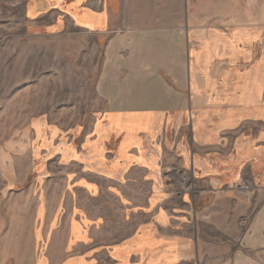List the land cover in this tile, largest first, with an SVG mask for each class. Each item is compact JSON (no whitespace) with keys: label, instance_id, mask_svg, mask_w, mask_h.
<instances>
[{"label":"crops","instance_id":"0c3cea01","mask_svg":"<svg viewBox=\"0 0 264 264\" xmlns=\"http://www.w3.org/2000/svg\"><path fill=\"white\" fill-rule=\"evenodd\" d=\"M24 2L35 32L70 26L104 41L103 107L81 128L33 129L31 263L264 264V208L231 255L202 235L218 229L209 203L235 177L195 122L219 117L203 105H264V0Z\"/></svg>","mask_w":264,"mask_h":264},{"label":"rangeland","instance_id":"374dc122","mask_svg":"<svg viewBox=\"0 0 264 264\" xmlns=\"http://www.w3.org/2000/svg\"><path fill=\"white\" fill-rule=\"evenodd\" d=\"M24 7V0L0 2V264H32L26 210L33 201L24 193L40 188L33 129L40 122L46 129L81 128L103 107L93 88L104 41L70 26L35 32ZM202 107L219 117L200 118L196 128L206 146L219 145L222 174L234 171L235 177L209 203L218 229L207 226L202 235L217 244V254L227 256L264 208V105L243 103L237 113L220 114L213 104ZM213 149L202 154L213 157Z\"/></svg>","mask_w":264,"mask_h":264}]
</instances>
